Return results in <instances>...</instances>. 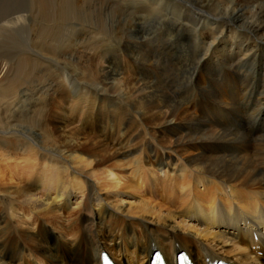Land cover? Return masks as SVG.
<instances>
[{
  "label": "bare ground",
  "instance_id": "obj_1",
  "mask_svg": "<svg viewBox=\"0 0 264 264\" xmlns=\"http://www.w3.org/2000/svg\"><path fill=\"white\" fill-rule=\"evenodd\" d=\"M98 2L29 0L27 7L9 0L0 10V161L27 179L14 194L0 187V222L11 215L7 237H0V264H102L106 251L116 264H150L153 247L169 264L181 248L196 264H264L258 256L264 252V0H171L207 45L192 76L203 95L212 96L188 98L177 107L150 79L125 76L86 56L72 61L68 31L75 21L89 22L86 9ZM245 31L250 38L242 37ZM214 64L223 66L226 86L211 79ZM48 73L60 82L53 86L52 79L40 97ZM73 81L93 91L90 100L69 112L48 109L49 97L66 99ZM208 83L214 96L204 89ZM197 122L201 127H194ZM56 132L64 139L60 145ZM34 167L40 168L36 179ZM140 171L162 177L153 193L174 186L181 209L170 197L138 203V194L121 191ZM21 213H29L28 228L37 217L34 228L26 227L29 247L15 242L19 229L11 221ZM131 221L140 233L125 238L136 225Z\"/></svg>",
  "mask_w": 264,
  "mask_h": 264
},
{
  "label": "rangeland",
  "instance_id": "obj_2",
  "mask_svg": "<svg viewBox=\"0 0 264 264\" xmlns=\"http://www.w3.org/2000/svg\"><path fill=\"white\" fill-rule=\"evenodd\" d=\"M17 1H25L27 4V7L30 6L29 0H17ZM168 1L171 2V0H167L165 1V3L160 2L159 0H100V2H98L99 5H97L99 9L97 7L93 9V6H91V9H90L88 6L86 10H89L88 12L91 15V16L89 15L90 16L89 22L85 23V21H75L74 26L72 27V30L69 29L68 31V33H70V40L72 43V46L70 44L68 53L71 56L72 61L73 62L76 61V57H78L77 60H79L80 58H83V56H86L91 60L90 62L95 61L99 63L103 62L104 64L108 63L113 68V70L125 76L128 75L129 77H134V78L138 77L137 79H140V78L141 79L146 78L147 80L150 79V81L154 84L155 88H157L156 90H159L160 92L159 94L165 95L166 98H164V101L171 106H176V107L178 105L184 106L186 105L187 102H189L190 99L192 100V98H195L197 96L212 98V96H209L210 94L204 93L203 95L202 90H200V88L196 84L197 82L193 81V76H192L194 74L193 72H195V70L198 67V64H199L198 61L201 59L203 54H205L204 52H206L207 50V45H204L203 42L201 41L200 30L197 31V28L193 26L189 22L188 19L185 18L187 17V15L182 14L181 12L182 9L179 8L181 7L180 3L177 2L173 4L171 2L173 5L169 6L167 4ZM8 2L9 0H0V10L2 9L7 10L9 6L7 5ZM158 7H161V8H158ZM93 10L95 11V13ZM152 10L154 11L151 12ZM117 11H120V12L117 13ZM156 12L159 14H157ZM100 13L102 14L101 16H100ZM96 14H98V16ZM121 14L122 15L124 14V15L122 16ZM176 20L182 23L180 24ZM209 20L211 21L212 18H210ZM97 22L100 23L102 26L104 25L105 29L102 28V30H100L101 29L100 24H98ZM128 22L129 23L131 22V23L128 24ZM184 24L185 25L187 24L186 27ZM103 29L106 32L103 31ZM113 29H115V33L114 32L109 33ZM192 29L195 31H192ZM231 30L232 29L230 28L227 29V31H231ZM131 31H134V32H131ZM194 32H197V33L194 34ZM204 33H208V32H204ZM229 33L230 32H228V34ZM106 34L107 36H105ZM241 34H244V33H241ZM113 35H115L114 36L115 38L113 37ZM229 36H231V34H229ZM244 36H246V38L248 37L250 38V35L248 36L246 31L242 37ZM222 38L223 40H225V34L223 35ZM251 38H252V35H251ZM105 39L106 40L109 39V40L106 41ZM73 43H74V46H73ZM56 50L59 53L62 49H56ZM126 55L128 56L126 57ZM150 57H152V59ZM156 61L159 62L161 65L157 64ZM90 62L88 63V65H90ZM194 62H196L197 65ZM221 67L218 64H214L211 66L210 69H211V74L213 77L211 79L215 78L218 80L221 86H226L227 81L225 79V75L222 74L224 71H223V68ZM158 69L160 70L161 73L159 72ZM49 74L50 73H48V76ZM52 76H54V74L49 76L48 78L49 80L42 78V80L40 81L41 85L39 84L40 85L39 87L41 88L38 89L39 90L38 96H40L43 92L46 93L49 91V88L52 85V79L55 80L53 81V86H55L56 84L60 82V81L58 82V79L52 78ZM165 79L167 80L164 81ZM204 89L207 92L212 93L211 95L213 96L217 94V91H215L211 83H208L206 88ZM85 91L89 92L90 97L89 95H85L83 93ZM180 91L183 93L181 94ZM61 92L64 93V91H59V94ZM69 92L71 94H69ZM65 93H67L66 99L62 98L60 102H58V100L57 102H54L52 98L49 97V102L48 101L45 102V105L49 104L48 109L54 110L56 108L55 110H58L59 107L60 109L61 107H63L64 109L67 110V112H69L70 110H74V109L77 110V109L82 108L86 104L85 101H83V99L90 100V98L94 95L92 90L90 92L88 89H84V85L76 81H73V83L66 90ZM110 97L112 98V99L110 98L111 100H116L117 102H119V98L118 96H116V94L111 93ZM188 98L190 99L188 100ZM89 104L91 103L88 102V104L86 105L87 109L90 106ZM75 113H78V111ZM194 127L195 128L201 127V124L197 122L194 124ZM195 128L193 129V132H195L196 130ZM196 131H198V129ZM53 136L57 144L60 145L63 143L64 139L61 136V133L56 132V134H53ZM12 166L13 165L11 162L4 163L3 161H0V187L3 191H7L9 193L14 194V192L21 191L24 188V186L27 184V179L24 176L18 177L17 170H13ZM34 168L35 169H32L33 170L32 176H33V179H36L41 175L40 168L39 167H34ZM26 170L25 169L21 170L20 173L26 174L25 173ZM146 170L148 171L150 170V168L145 169V171ZM145 171H140L141 172L140 176L137 175L135 177L134 176L130 177V179L127 180V182L129 183L128 187L127 188L122 187L123 189L120 188V190L122 189L121 191L129 195L138 194L139 197L135 196L134 198L138 203H140V201L143 199L152 198L153 197L152 195H154V197L157 198L156 201L159 203H163L162 201L164 200L165 197H170V199H172L173 201V205L175 207L178 206L177 208L181 209V207L178 204L179 202L178 198L180 197V193L176 191L175 188H173L174 186L166 190L163 188H160L156 192L153 193L151 189L152 185L160 184L162 181L161 179L162 177H160L158 174H154V176L153 175L151 176L148 173L144 174ZM98 174H101V171H99ZM158 179H160V181H156ZM106 190L108 192H114L111 186H107ZM13 211L17 212L14 209ZM24 216H26V218H24L21 213V215H18L17 218H15L14 221H11V222H13V224L15 223L14 228L16 231H17V228L19 229L18 230L19 232H17V237L15 238V242L29 247L31 244L30 237L25 231H27L30 228H34L36 226L37 217H35V224H32V226L28 228V226H26L27 223H33V222L32 220H30L29 213L24 214ZM10 217L11 215H9V213L6 212L5 213L6 222L10 221L9 220L11 219ZM6 222L5 223L0 222V237H2V240H4L7 237ZM131 222L133 224H136L135 227L137 228L134 227L133 230H131L130 232H128L126 229L124 233L125 238L130 237V235L132 236L134 233L136 234L140 233V229H139V225L137 224V221H131ZM26 227H27V230H26ZM51 232L55 233L53 230ZM181 249L183 250V248ZM128 251L132 252L133 250L129 249ZM258 256H260L261 258L264 257V252L263 251L258 252ZM30 262L31 264L36 263L34 260L33 261L30 260Z\"/></svg>",
  "mask_w": 264,
  "mask_h": 264
}]
</instances>
